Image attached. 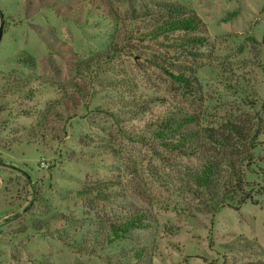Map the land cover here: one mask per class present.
Returning <instances> with one entry per match:
<instances>
[{
	"label": "rangeland",
	"instance_id": "obj_1",
	"mask_svg": "<svg viewBox=\"0 0 264 264\" xmlns=\"http://www.w3.org/2000/svg\"><path fill=\"white\" fill-rule=\"evenodd\" d=\"M31 1L0 0V264H109L100 254H77L33 222L117 219L130 209L147 210L148 229L105 253L152 250L145 261L126 264L264 261V195L239 210L213 205L191 179L202 158L139 141L172 112L199 113L214 128L264 126V0ZM168 2L202 18L208 45L193 54L173 46L172 37L184 33L151 39L165 15L160 4ZM111 50L113 60L81 65ZM181 66L194 70L197 94L164 70L178 75ZM11 74L72 82L84 97H26L11 87ZM255 155L264 161V136ZM260 173L247 170L252 188ZM102 185L98 194L109 201L67 198ZM63 225L51 222V231ZM247 240L249 249L256 246L249 250Z\"/></svg>",
	"mask_w": 264,
	"mask_h": 264
},
{
	"label": "trees",
	"instance_id": "obj_2",
	"mask_svg": "<svg viewBox=\"0 0 264 264\" xmlns=\"http://www.w3.org/2000/svg\"><path fill=\"white\" fill-rule=\"evenodd\" d=\"M42 1L40 0V2ZM160 6L165 15L156 28L149 33L152 40H158L162 36L173 33H184L183 36L172 37L173 46L193 54L198 47L208 45L209 38L205 36L206 24L196 12L181 3L168 2L161 3ZM72 10H74L73 7H68L67 11L72 12ZM64 13L65 11L62 12V14ZM64 18H68V15ZM114 55L112 50L99 53L90 61L82 62L81 65L87 69L90 66L98 67L113 60ZM24 62L28 64L30 61L25 60ZM164 70L175 78L186 92L197 94L201 91L198 78L191 67H178L176 71L178 75L165 67ZM10 76L12 77L9 79L11 87L24 93L26 97L33 98L37 92H55L62 95L65 100L76 95L84 97L82 89L72 82H45L37 77L21 79L14 74ZM66 106L68 103L59 105L57 108L64 110ZM202 120L201 115L196 112H172L163 119L152 123L149 137H143L139 141H157L170 152L180 153L187 157L202 158L200 168L192 173L191 179L197 189L213 205L218 207L230 205L239 210L249 202L258 203L255 195H264V161L255 155V149L258 147V136H264V126L255 125L249 128L244 123L228 122L214 128L204 126ZM36 136L32 135L31 138ZM41 137L44 138V135ZM206 153L208 155H205ZM253 167L261 172L258 174L261 183H258L254 188L251 187V182L247 180L246 176L247 170ZM104 185L97 188L81 187L70 192L67 198L73 200L95 198L99 200L96 197H100L109 201L108 196L102 197L103 195L98 194L105 188ZM111 186L109 183L106 189ZM149 220L150 214L147 210L130 209L128 215L117 219L68 220L63 215H55L44 223L33 222V225L37 231L44 235L49 233L51 237L58 238L79 255L96 256L100 254L109 264H126L145 261L152 249L141 246L113 255L105 253V251L121 240L129 237L134 238L138 233L148 229ZM60 221L66 223V226L63 225L51 231V222ZM78 234L83 235L79 238ZM249 242L251 241L244 242L248 249ZM251 244L249 245L250 249L256 246ZM39 264L49 263L39 261ZM247 264H264V261L248 262Z\"/></svg>",
	"mask_w": 264,
	"mask_h": 264
},
{
	"label": "water",
	"instance_id": "obj_3",
	"mask_svg": "<svg viewBox=\"0 0 264 264\" xmlns=\"http://www.w3.org/2000/svg\"><path fill=\"white\" fill-rule=\"evenodd\" d=\"M0 39H1V32H0Z\"/></svg>",
	"mask_w": 264,
	"mask_h": 264
}]
</instances>
